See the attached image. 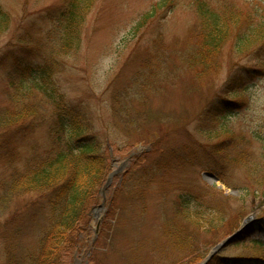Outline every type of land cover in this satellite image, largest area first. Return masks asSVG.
Segmentation results:
<instances>
[{"label": "rangeland", "instance_id": "1", "mask_svg": "<svg viewBox=\"0 0 264 264\" xmlns=\"http://www.w3.org/2000/svg\"><path fill=\"white\" fill-rule=\"evenodd\" d=\"M69 1L0 0V264H29L25 257L37 256L51 221L46 195H14L11 188L15 173L52 145L55 107L36 88L23 90L16 71L17 60L34 70L46 56L59 57L54 79L69 104L115 138L97 205L75 227L78 245L57 262L209 264L219 256H255L254 247L233 242L264 221V141L255 138L264 136V70L256 72L255 56L233 55L231 39L217 55L216 70L200 75L202 68L192 64L203 42L195 0H98L77 49L57 56L59 14ZM202 1L246 16L244 33L259 21L255 8L264 10V0ZM231 74L237 86L247 81L227 96ZM115 94L126 99L131 116L126 109L114 114ZM219 102L226 115L215 119L210 107ZM218 144L232 147V156L251 152L257 173L221 165L223 159L212 156ZM193 152L199 156L193 165L173 163L177 154ZM181 225L186 233L171 242L168 235ZM259 238L264 241V232ZM175 241L187 250L177 251Z\"/></svg>", "mask_w": 264, "mask_h": 264}, {"label": "trees", "instance_id": "2", "mask_svg": "<svg viewBox=\"0 0 264 264\" xmlns=\"http://www.w3.org/2000/svg\"><path fill=\"white\" fill-rule=\"evenodd\" d=\"M97 1L70 0L66 7H63L59 14V26L63 28V34L59 37L61 48H58L57 56L63 53L68 54L77 49L80 44V31ZM195 2L193 7L202 21L200 35L203 42L199 46L192 64L202 68L200 75H208L216 70L217 55L231 39L234 41L233 55L236 57L244 55L245 58L255 56L256 63L259 65L258 69H260L256 72L264 70V10L262 8H255L252 14H256L255 18H259V21L256 22L257 25L248 24L245 27L247 31L244 33L241 25L246 21L242 18H247L246 16L236 13V11H227L229 8H224L226 11H223L221 10L222 4L212 6L213 4L202 0H195ZM165 3L169 2L165 0L163 4ZM230 9L233 10V8ZM58 58L46 56L42 61L36 63L34 70L32 68L23 69L20 59L17 60L16 65L18 67L16 71L22 77V81L19 82H22L19 84L20 87L23 90L36 88L38 92L42 93L45 100L55 107L52 118L53 126L50 131L53 140L48 153L42 157H38L37 154L35 160L25 167L23 173H15L11 185L14 195L23 193L46 195L51 209L50 224L42 233V240L37 246L39 253L37 256L28 255L25 257L29 260V264L58 262H60L58 264H62L61 261L57 262L58 254H62L64 258L68 251L78 245L75 227L84 219L89 220L86 212L97 205L96 196H99V186L111 168L112 157L107 153V147L115 139L112 137V130L105 129L104 132H98L95 125L92 124L94 121L90 116L87 117L84 111L69 104L54 79L57 70L55 61ZM234 63H231V70L237 67L238 62L235 65ZM248 71L252 72L249 69ZM246 81L245 77L242 83ZM242 83L239 81L237 86L231 74L226 95L236 94L239 92V88L244 89L245 86ZM227 101L233 105L243 103L230 99ZM110 104L114 114L127 108L126 99L120 94H115ZM220 104L221 102L215 103L210 107L209 115L214 116L215 119H222L226 115L222 114ZM128 111L129 109H126L127 115L131 116ZM20 117H23V114ZM20 119L18 116L14 121L19 122ZM206 133L217 134V130ZM255 138L261 142L264 141V136L261 134L259 136L255 134ZM211 139L213 140V138ZM231 150L232 147H223L218 144L212 156L222 158L224 163L221 165L226 163V167L230 165H234L233 167L245 166L246 170L252 167L251 172L257 173L256 167L252 164L253 154L251 152L240 151L239 154L235 153V156H232ZM185 156L177 154L173 163L180 160L191 166L194 161H199L196 160V157H199L198 154L194 152ZM146 178L151 177L147 175ZM179 216L186 218L188 214L182 209ZM177 229V234L168 235L171 242L175 238L174 235L183 236L186 233L182 225ZM261 232H264V221L258 220L254 225L243 229L233 239L234 245L237 247L243 244L254 247L255 256L228 259L219 256L213 258L209 264H251V262L264 264V256H262L264 241L259 238ZM173 243L177 245V251L187 250L183 244L177 241ZM11 260L14 261L12 257Z\"/></svg>", "mask_w": 264, "mask_h": 264}, {"label": "water", "instance_id": "3", "mask_svg": "<svg viewBox=\"0 0 264 264\" xmlns=\"http://www.w3.org/2000/svg\"><path fill=\"white\" fill-rule=\"evenodd\" d=\"M235 236L231 237L229 240L223 242L221 245L217 246L214 250L213 254H216L218 251H221L224 247L227 246V244L234 238Z\"/></svg>", "mask_w": 264, "mask_h": 264}]
</instances>
